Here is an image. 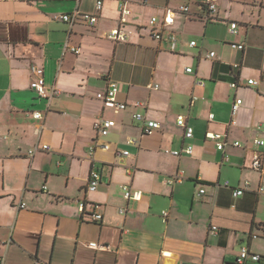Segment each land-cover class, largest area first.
I'll return each mask as SVG.
<instances>
[{
	"label": "crops",
	"instance_id": "0c3cea01",
	"mask_svg": "<svg viewBox=\"0 0 264 264\" xmlns=\"http://www.w3.org/2000/svg\"><path fill=\"white\" fill-rule=\"evenodd\" d=\"M203 1L0 0V264H235L245 246L262 257L248 264H264V164L262 172L252 167L256 154L264 157L255 144L264 141L257 128L264 125V0H219L209 19ZM121 4L130 12L126 43L108 39L120 24ZM182 6L190 13L178 12L164 30L165 37L177 36L172 50L153 39L149 23L157 17L161 26ZM72 13L95 15L98 23L80 22L71 31L57 16ZM32 65L59 97L38 96ZM251 79L258 85L249 87ZM109 80L127 110L115 113L97 99ZM236 99L243 104L233 116ZM37 112L43 120L34 118ZM138 112L161 129L146 135L133 118ZM179 116L194 129L190 141ZM100 117L116 123L105 138L94 129ZM210 132L224 136L225 153L206 139ZM101 143L110 149L90 156ZM189 144L191 156L166 153ZM37 145L51 150L30 157ZM124 151L130 156H117ZM93 169L101 182L89 193ZM180 172L183 182L169 185ZM246 181L250 187L235 198L233 190ZM123 186L142 192V199L127 201ZM94 206L100 223L90 221Z\"/></svg>",
	"mask_w": 264,
	"mask_h": 264
},
{
	"label": "built area",
	"instance_id": "2783aa9c",
	"mask_svg": "<svg viewBox=\"0 0 264 264\" xmlns=\"http://www.w3.org/2000/svg\"><path fill=\"white\" fill-rule=\"evenodd\" d=\"M102 1H98L97 3V10L100 12L102 9ZM203 5L205 6L207 10V19L210 18V15H213L217 13L218 10V5H219V0H204ZM119 10L121 12V20L120 24L116 29H113L109 34H108V39L117 42V43H126L131 36L132 32L129 31L127 27V15L130 14L129 10L126 9L125 4H121L119 6ZM181 13L184 15H187L190 13V9L188 6H182L177 12L169 11L167 15L164 17L161 26H159V20L157 17H153L150 21V31H151V36L153 39L156 41H166L169 43L172 47V50L176 48L177 44V36L174 33H169L166 37L164 36V30L166 27L172 26L175 23V16L177 13ZM57 19L65 24H67L72 31L73 27L77 25L80 22H83L84 24L88 25L89 27H94L98 23V17L95 15H80L79 13H72V14H61L57 16ZM238 32V25L233 23L230 27V33L231 34H236ZM196 42L191 43V47H195ZM232 47L238 51H243L244 46L243 45H235L233 44ZM66 51H70L71 53L75 55H79L80 50L77 47H72V46H67ZM211 58L215 57V53L210 54ZM235 68H238V65L234 66ZM187 73H193L192 69H187ZM31 73L34 77V89L38 96L42 99H45L46 101H51L54 98H57L61 95V92L58 91L55 88H48L45 79L43 76L40 75L38 68L35 65H32L31 67ZM247 85L249 87L256 86L258 85V82L251 79L247 82ZM239 84L237 82L231 83L230 87L232 89H237ZM155 88H159L158 85L155 86ZM148 89H152L151 86L148 87ZM118 94H119V86L117 83L109 80L108 82V87L106 91L102 93L97 94V99L103 102L104 107L110 110H113L115 113H120L129 107L126 103H122L118 100ZM196 97H193V100H196ZM243 104L242 99H236L235 102L232 105V115L236 116L239 108ZM135 108H144L146 107L144 103H136L134 105ZM43 114L41 112L34 113V118L36 120H43ZM134 120L141 123L143 125V131L146 135H152L156 131H159L161 129V125L159 122L154 121V120H149L145 117V115L142 112H138L134 114L133 116ZM214 119V115H210V120ZM177 125L178 127L182 128L184 130V137L187 141H190L194 138V129L190 126H188L187 121L184 116H179L177 118ZM231 125L235 126L236 125V120L233 119L231 122ZM116 123L113 120L105 119L103 117H100L96 120L94 124V129L98 133V135L101 138H105L109 136L111 133L112 129L115 128ZM258 129H264V125H259L257 126ZM206 139L209 141L214 142L216 148L218 151H221L225 153V149L228 146V142L224 139V136L219 133H208L206 135ZM131 143H135L134 141H131ZM255 144L259 147H264V141L262 140H256ZM233 147L239 148L241 144L239 142H235L232 144ZM98 149H101L103 151H108L110 149L109 144L107 143H101V144H96L93 145L89 149V154L90 156H94L96 151ZM50 147L48 145H37L35 146L30 152L29 156L33 157L37 152H50ZM194 152V147L192 145H187L185 149L181 151H166L167 154H170L174 157H180L183 154L191 156ZM117 156L119 157H129L130 154L128 151L124 152H117ZM225 161L229 162V157L225 155ZM263 164H264V157L261 154H256L254 157V162H253V169L256 171H263ZM183 172H180L176 174L175 176L171 177L170 179L167 180V183L169 185H173L176 183H182L183 182ZM101 182V172L98 169H93L90 177H89V182H88V187L87 191L89 193H95L100 185ZM226 188H230V184L228 182L225 183L224 185ZM250 187V182L246 181L244 184L243 188H238L234 189L233 195L235 198L240 197L244 194V191ZM123 193L124 197L127 201H140L142 199V192L140 191H133L129 186H123ZM259 193L264 195V185H262L259 189ZM205 194V191L202 190L199 193V196H202ZM79 210L82 213L86 212V203L84 202H79L78 204ZM20 209L25 208V204H20L19 205ZM98 206H94V210L92 213H90V221L92 223H100L103 220V216L99 214L98 212ZM121 214H125L126 210L123 209L120 211ZM163 221L166 223L167 218H168V213L165 211L162 213ZM214 231H217L216 227H213ZM91 248L97 249L99 246L96 243L90 244ZM107 249L106 247H103ZM109 249V248H108ZM262 260V257L253 254L249 251L248 248H242L238 254L237 260L235 264H248V262H253V263H258Z\"/></svg>",
	"mask_w": 264,
	"mask_h": 264
},
{
	"label": "rangeland",
	"instance_id": "374dc122",
	"mask_svg": "<svg viewBox=\"0 0 264 264\" xmlns=\"http://www.w3.org/2000/svg\"><path fill=\"white\" fill-rule=\"evenodd\" d=\"M115 83H116V82H115ZM259 243H263V242L260 241ZM244 248H247V247L245 246Z\"/></svg>",
	"mask_w": 264,
	"mask_h": 264
}]
</instances>
